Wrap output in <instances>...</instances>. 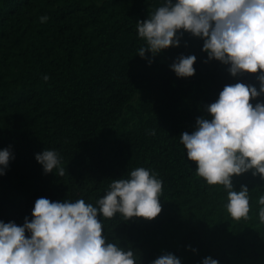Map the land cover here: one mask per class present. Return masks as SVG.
<instances>
[{"label":"trees","instance_id":"16d2710c","mask_svg":"<svg viewBox=\"0 0 264 264\" xmlns=\"http://www.w3.org/2000/svg\"><path fill=\"white\" fill-rule=\"evenodd\" d=\"M162 2L0 0V149L14 156L0 175V220H31L39 197L95 203L112 180L143 166L163 180L162 210L151 220L98 214L109 242L132 248L137 264L169 252L182 264L209 256L219 264H264V179L253 170L232 176L235 190L248 187L251 206L247 219L236 220L223 186L196 175L180 142L197 117L210 118L207 106L225 85L259 90L257 74L232 76L188 32L179 46L142 58L137 21ZM41 15L49 20L41 23ZM181 54L197 57L191 77L170 68ZM45 148L60 153L63 176L44 173L35 154Z\"/></svg>","mask_w":264,"mask_h":264},{"label":"clouds","instance_id":"9594fccd","mask_svg":"<svg viewBox=\"0 0 264 264\" xmlns=\"http://www.w3.org/2000/svg\"><path fill=\"white\" fill-rule=\"evenodd\" d=\"M41 23L49 17L41 15ZM138 36L153 56L180 45L185 32L203 41L208 59L228 65L236 76L257 74L259 90L253 83L225 85L217 99L207 106L210 118L197 117L194 130L180 136L187 159L196 162L195 173L208 185H222L227 193L225 208L236 219H247L249 189L235 190L233 175L249 170L264 179V0H163L143 21H137ZM194 54L179 55L170 65L178 77H191L196 69ZM151 63V60H149ZM50 77L45 74L44 81ZM255 100V104L250 101ZM152 135L155 130H152ZM14 156L0 149V175L5 174ZM45 174H65L62 157L55 149L35 154ZM163 180L150 168L136 167L127 176L111 181L105 193L95 200L36 199L31 220L22 225L0 220V264H137L132 248L109 242L104 235L103 218L119 214L123 219L151 220L162 210ZM259 220L264 223V195ZM27 233V235H26ZM195 251V249H193ZM151 264H182L173 253H164ZM200 264H219L205 257Z\"/></svg>","mask_w":264,"mask_h":264}]
</instances>
